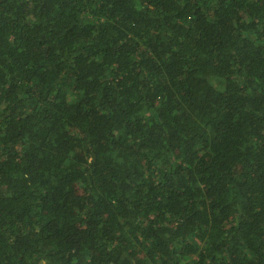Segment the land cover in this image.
<instances>
[{
	"label": "trees",
	"instance_id": "1",
	"mask_svg": "<svg viewBox=\"0 0 264 264\" xmlns=\"http://www.w3.org/2000/svg\"><path fill=\"white\" fill-rule=\"evenodd\" d=\"M0 264H264V0H0Z\"/></svg>",
	"mask_w": 264,
	"mask_h": 264
}]
</instances>
